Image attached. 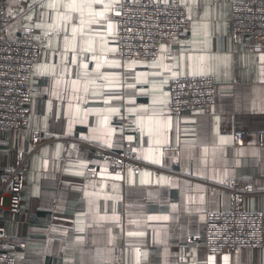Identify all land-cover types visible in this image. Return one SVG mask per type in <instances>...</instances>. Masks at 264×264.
<instances>
[{
    "label": "crops",
    "instance_id": "obj_1",
    "mask_svg": "<svg viewBox=\"0 0 264 264\" xmlns=\"http://www.w3.org/2000/svg\"><path fill=\"white\" fill-rule=\"evenodd\" d=\"M1 1L8 37L30 24L43 48L26 128L0 133V173L30 154L21 208L0 214L1 249L17 264H264V245L215 254L186 241L204 233L208 210L230 207L227 177L251 182L243 206L264 209V52L231 35L234 0H182L189 25L153 61L117 56L121 0ZM201 73L214 76L216 102L171 113V78ZM34 129L126 147L174 173H112L92 147L63 139L31 152ZM235 129L245 146L234 147Z\"/></svg>",
    "mask_w": 264,
    "mask_h": 264
},
{
    "label": "built area",
    "instance_id": "obj_2",
    "mask_svg": "<svg viewBox=\"0 0 264 264\" xmlns=\"http://www.w3.org/2000/svg\"><path fill=\"white\" fill-rule=\"evenodd\" d=\"M116 22L117 56L122 60L153 61L162 53L165 40L177 41L189 25L188 10L182 0H121L111 9ZM11 16L0 0V133L22 131L28 123V105L32 98L34 67L39 60L42 46L36 38V29L27 24L16 39L8 37ZM231 35H247V43L254 53L264 52V0H234L231 4ZM217 100V82L211 74L175 76L170 80L168 109L183 114L197 109L208 110ZM63 139L88 145L96 155L108 163L112 173L125 170L139 173L151 171L153 178L172 170L142 161L128 148L107 149L92 143L88 138L44 135L34 129L31 136V152L44 143ZM247 131L235 129L233 145L245 146ZM264 145V138L259 141ZM30 154L16 165L3 167L0 173V214L18 213L24 199L26 162ZM97 177L98 167H88ZM198 181V180H196ZM231 194L228 209L208 210L205 231L186 238L187 243L201 242L209 253H234L241 248H261L264 245V209L250 210L243 206L245 197L254 192L251 182L238 177H227L220 186ZM0 264H17L10 252L0 247Z\"/></svg>",
    "mask_w": 264,
    "mask_h": 264
},
{
    "label": "snow or ice",
    "instance_id": "obj_3",
    "mask_svg": "<svg viewBox=\"0 0 264 264\" xmlns=\"http://www.w3.org/2000/svg\"><path fill=\"white\" fill-rule=\"evenodd\" d=\"M49 6H52V5H49ZM39 26V25H38ZM202 75L204 74V73H201ZM129 139H131V138H129Z\"/></svg>",
    "mask_w": 264,
    "mask_h": 264
}]
</instances>
